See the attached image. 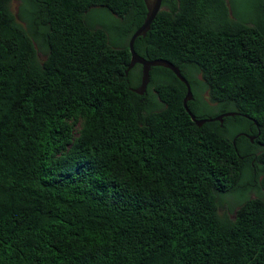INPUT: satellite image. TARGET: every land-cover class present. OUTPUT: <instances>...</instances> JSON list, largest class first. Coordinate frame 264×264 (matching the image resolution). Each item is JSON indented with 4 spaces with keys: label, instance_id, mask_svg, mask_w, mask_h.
I'll list each match as a JSON object with an SVG mask.
<instances>
[{
    "label": "trees",
    "instance_id": "trees-1",
    "mask_svg": "<svg viewBox=\"0 0 264 264\" xmlns=\"http://www.w3.org/2000/svg\"><path fill=\"white\" fill-rule=\"evenodd\" d=\"M10 2L0 264H264V0H162L135 39L179 68L197 119L238 113L201 126L170 69L151 67L142 94L141 65L126 73L144 0Z\"/></svg>",
    "mask_w": 264,
    "mask_h": 264
},
{
    "label": "water",
    "instance_id": "water-1",
    "mask_svg": "<svg viewBox=\"0 0 264 264\" xmlns=\"http://www.w3.org/2000/svg\"><path fill=\"white\" fill-rule=\"evenodd\" d=\"M144 3L146 5L147 11H146V16L143 21V23L132 33L128 40V49L130 52V62L128 64L127 70L131 69L135 64L141 65V81L139 86L134 89L136 92L142 94L149 82V71L150 68L153 66H163L168 69H170L177 77L178 79L185 85L186 87V93L185 96L183 97V107L185 111L188 113L190 116L191 120L197 125L201 126L205 122H210V121H222L223 117L226 116H232L236 115L238 113L236 112H225L221 115H217L215 117H206L203 119H197L195 115L191 112V110L188 107V101L193 99L192 91L189 82L187 79L182 75L181 71L177 66L172 64L166 59H145L141 57L139 54L136 53L134 49V42L135 39L142 35L144 36L146 32L149 30L152 21L154 20L155 16L157 13L162 9V0H144ZM234 143V141H233Z\"/></svg>",
    "mask_w": 264,
    "mask_h": 264
},
{
    "label": "rangeland",
    "instance_id": "rangeland-1",
    "mask_svg": "<svg viewBox=\"0 0 264 264\" xmlns=\"http://www.w3.org/2000/svg\"><path fill=\"white\" fill-rule=\"evenodd\" d=\"M19 5H20V0H11V2H10V9L15 15L18 12ZM101 14L102 13H99V12L96 11L94 13H91L89 15L88 19L94 25L105 29V31L107 32L108 39H109L110 42H112V43L118 42L119 34H118L117 30L109 23L111 21L109 19V16L106 15V14L103 16ZM37 55H38L40 60L45 58L44 53H42V51H40V50H38ZM250 196L253 197L254 193H251ZM229 204L232 205L234 207V209L237 207L233 203L232 198L231 197H227L226 201H224L222 204H220V206H219L220 207V211L221 212L224 211L225 210V206H227V205L229 206Z\"/></svg>",
    "mask_w": 264,
    "mask_h": 264
},
{
    "label": "flooded vegetation",
    "instance_id": "flooded-vegetation-1",
    "mask_svg": "<svg viewBox=\"0 0 264 264\" xmlns=\"http://www.w3.org/2000/svg\"><path fill=\"white\" fill-rule=\"evenodd\" d=\"M222 114H223V113H222ZM219 115H221V114H219ZM223 118H224V117H223ZM223 118H222V121H221V122H223ZM239 134H240V133H239ZM241 134H245V133H242V132H241ZM250 141H251V142L254 141V136H250Z\"/></svg>",
    "mask_w": 264,
    "mask_h": 264
}]
</instances>
